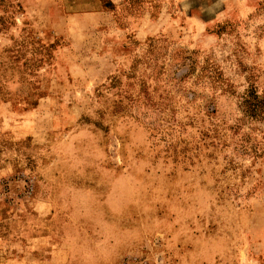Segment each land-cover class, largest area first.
<instances>
[{
    "label": "rangeland",
    "instance_id": "374dc122",
    "mask_svg": "<svg viewBox=\"0 0 264 264\" xmlns=\"http://www.w3.org/2000/svg\"><path fill=\"white\" fill-rule=\"evenodd\" d=\"M251 89L264 0H0V264H264Z\"/></svg>",
    "mask_w": 264,
    "mask_h": 264
},
{
    "label": "trees",
    "instance_id": "16d2710c",
    "mask_svg": "<svg viewBox=\"0 0 264 264\" xmlns=\"http://www.w3.org/2000/svg\"><path fill=\"white\" fill-rule=\"evenodd\" d=\"M250 93L256 98V105L259 107V106H264V102H262V100L258 99V97L256 96V94L253 92V89L250 90Z\"/></svg>",
    "mask_w": 264,
    "mask_h": 264
},
{
    "label": "built area",
    "instance_id": "2783aa9c",
    "mask_svg": "<svg viewBox=\"0 0 264 264\" xmlns=\"http://www.w3.org/2000/svg\"><path fill=\"white\" fill-rule=\"evenodd\" d=\"M140 264H146V262H141Z\"/></svg>",
    "mask_w": 264,
    "mask_h": 264
}]
</instances>
